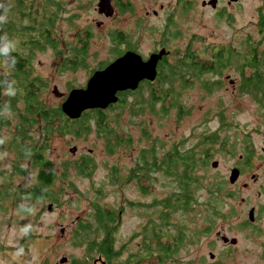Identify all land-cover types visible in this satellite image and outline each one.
I'll use <instances>...</instances> for the list:
<instances>
[{"label": "rangeland", "instance_id": "374dc122", "mask_svg": "<svg viewBox=\"0 0 264 264\" xmlns=\"http://www.w3.org/2000/svg\"><path fill=\"white\" fill-rule=\"evenodd\" d=\"M57 1L61 8L51 34L58 43L57 48H61L60 40L66 39L72 43L78 29L90 25V19L97 20L98 17L93 12H80L77 9L78 4L85 0ZM238 3L235 28L238 34L247 33L249 31L244 24L255 18L253 12L260 6V1L238 0ZM197 9L194 26L190 30L207 35L212 13H200V8ZM120 18H125L127 24L131 23L129 26L136 28L132 23L135 19L133 14ZM179 23L181 20L177 18ZM111 25L107 24L96 33L103 35L113 26L127 27L117 22ZM216 34L220 41L229 32L223 24ZM186 36L184 32V40ZM140 42L141 45H148L146 38L142 37ZM104 44L107 41L103 37L91 40L90 59L75 71L61 69V57H54L50 49L35 52L30 62L32 76L45 79L48 85L41 90V99L50 106H57L72 89L84 88L91 75L101 71L96 69L97 62L111 60L107 49L102 47ZM12 47L26 54V50L22 49L24 44L19 41H12ZM193 49L197 61L212 58L201 43L195 42ZM256 53L261 55V50L257 49ZM165 56L170 62L178 59L174 51L165 52ZM160 60L159 57L157 61ZM5 66V59H0V74ZM225 75L236 77L235 68L227 69ZM207 76H203L204 81ZM176 88L171 82L161 86L153 84L150 89L143 86L135 98L126 96L125 103L111 106L113 108L105 112L107 132L105 127L97 128L92 115L85 119L84 127L82 121L74 123L70 132L53 134L44 152V158L55 167L56 179L51 187V199L41 203L32 198L22 200L16 192H9V198L0 199V264H92L102 254L99 243L106 236L99 226L94 206L104 213L111 211L116 216L114 224L109 227V241L117 254L113 259L114 264H157L154 256L148 257V253H143L146 246L150 249L157 247L159 238L150 239L154 226L163 237L159 245L178 246L172 258L160 259L161 264H264V223L258 222L242 231L238 229V208L242 209L238 192H232L235 188L227 187L223 180L228 177L227 167L233 164L232 156L224 155L228 157L221 159V153L216 152L212 160H218L220 168L215 170L208 165L201 170L203 166L199 163L194 146L201 140L199 135H209L218 130L220 115V118L225 117L227 126L219 137H227V149L235 156L238 153V120L243 116L238 110H246L248 105L230 94L221 98L204 97L206 94L201 91L204 96H194L193 88L181 89L179 96L173 91ZM171 93L179 96L174 101L178 103L174 104L191 112L180 122L175 118L178 109L174 110L168 96ZM8 130L4 127L0 129V139L4 142L0 145V194L3 196L5 188L16 190L22 187L26 192L34 185L38 170L31 157L29 160H18L17 152L8 146ZM144 134L147 139L143 138ZM114 139L120 143L113 144ZM177 143L182 144L179 145L180 150L194 152V163L189 164L194 171L190 174L192 189L187 207L178 185L187 180L177 181L178 177L170 173L168 164L157 162L161 166L158 172L151 169L142 172L143 168L139 170L140 163L143 164L138 158L140 152H153L155 157L160 158L170 153ZM201 147L203 150L214 147V151L218 146L204 144ZM83 155L91 159L87 167L79 171L76 166L80 163L78 158ZM13 166H19L21 174L15 173ZM5 171L10 173L5 174ZM131 172H139L146 180L138 182L130 178ZM233 193L235 198H230L228 194ZM165 199L169 200L166 209L163 206ZM25 207H30V212L23 213L21 210H25ZM80 226H87L88 229L80 230ZM61 229L64 231L62 234ZM220 231L228 239H235L236 244L225 245L217 235ZM210 255H213L212 259ZM62 259L66 262L60 263Z\"/></svg>", "mask_w": 264, "mask_h": 264}, {"label": "flooded vegetation", "instance_id": "af4514ba", "mask_svg": "<svg viewBox=\"0 0 264 264\" xmlns=\"http://www.w3.org/2000/svg\"><path fill=\"white\" fill-rule=\"evenodd\" d=\"M104 1L112 11L110 15H106L98 7L100 0H85L82 4H78L77 9L80 12H93L98 19L91 18L90 25L79 28L73 36L72 43L66 39L60 40L63 49H58L62 54L61 61L69 67L78 69L83 67V63H87V60L90 59V41L103 37L107 44L102 47L104 50L107 49L111 60L97 62V70H103L110 63L126 54L138 56L143 63L149 61L152 56L161 54V60L157 61L155 67V79L153 81L143 80L136 90L123 92L125 96L131 95L135 98L143 86L150 89L153 84L161 86L171 82L177 86V90L173 89V91L179 96L181 89L193 88L194 96H204L201 91L206 94L204 97L221 98L222 95L230 94L233 97H238V100L246 102L247 109L238 110L243 113V116L238 120V153L235 156L227 149L229 147L227 137H219L220 132H223L227 126L225 117L220 118V115H218V130L209 135H199L201 140L194 146L197 149L199 163L203 166L201 170H205L208 165L215 170L220 168V162L212 160L213 154L216 152L221 153V159L232 156L233 164L227 167L228 177L223 180L227 183V187L235 188L232 192H238V201L242 207V209L238 208V229L242 231L258 222L264 223V0H259L260 6L253 12L255 18L249 19L244 24L250 33L242 34H238V29L235 28L237 26L235 18L238 15V0ZM91 7L93 8L90 11ZM197 8H200V13H212V20L209 21L211 28L206 29L207 35L196 34L190 30L194 26ZM132 14L135 16L132 23L137 29L129 26L128 24L131 23L127 24L125 18H120V16L126 17L127 15L131 17ZM177 18L181 20V23L177 24ZM112 22H117L128 28L113 26L108 31H104L103 35L96 33V31L103 30L107 24L111 27ZM223 24L229 34L224 35L222 40L218 41L216 30L220 29ZM184 32L187 35L185 40ZM58 37L60 39L59 35ZM142 37L146 38L148 45H141ZM53 40L57 43L55 38ZM195 42L201 43L204 50L212 55V58L210 57L204 62L195 60L196 56L193 52L195 51L193 49ZM257 49L261 50V55L256 53ZM171 51L178 54V59L172 62L168 61V57L165 56V52ZM93 53L99 52L94 51ZM229 68H235L236 77L223 76ZM204 75H208L205 77V81L203 80ZM199 83L200 86H198ZM168 96L171 101H177L179 98L174 93ZM175 109H178V112H175L178 122L187 114L191 115L188 108L186 111L179 107ZM148 136L150 137V134ZM143 138L147 139V136L144 134ZM185 140L182 139V141ZM114 142L113 144L117 143L115 139ZM204 144H213L218 147L214 151V147H211L210 150H203L201 146ZM152 145L155 146L154 143ZM179 145L182 144H175L170 153L164 154L163 157L159 156L160 158L155 157L153 152L149 153L145 150L140 152L138 158L143 161V164L140 163L139 170L143 168L142 172L146 169L158 172L161 166L157 162L165 161L166 164H171L170 173H175L178 177L177 181L191 179L190 174L194 168L189 164L194 163V152L192 150L184 152V150H180ZM78 159L80 160L79 166H81V164L89 162L91 158L83 155ZM212 164H214L213 167ZM232 171L236 172L235 177H231ZM130 178L138 182L146 180L140 176L139 172H131ZM191 183L187 181L182 185L178 184L179 190L190 192ZM222 184L225 185L223 182ZM228 196L235 198L234 193L228 194ZM113 224L114 222L109 227ZM104 232L106 236L99 244L112 245L109 241V231L104 230ZM217 235L222 241L228 239L221 231ZM159 236L161 235L159 234ZM223 243L230 245V242L227 241ZM116 256L117 254L111 247L109 255L102 252L92 264H114L113 259Z\"/></svg>", "mask_w": 264, "mask_h": 264}, {"label": "trees", "instance_id": "16d2710c", "mask_svg": "<svg viewBox=\"0 0 264 264\" xmlns=\"http://www.w3.org/2000/svg\"><path fill=\"white\" fill-rule=\"evenodd\" d=\"M60 8V3L57 0H0V59H5L6 65L3 73L0 74V129L2 127L9 129L7 132L10 135L8 146L17 152L18 160L26 158L29 160L31 157L33 165L38 169L34 185L26 189V192H23L24 188L22 187L16 190L5 188V196L0 194V199L9 198V192H16L22 200L32 198L37 203L50 200L51 187L56 179L55 167L44 158V152L47 150L53 134L70 132L74 123L82 121L84 127L85 119L92 115L97 128L103 129L106 126L105 112L111 110L113 108L111 106L125 103L126 96L122 93L117 96V102L109 106L110 108L108 107L104 111H88L76 121H70L63 115L60 105L50 106L44 99H41V90L46 89L48 85L45 79L32 76L30 62H32L35 52H44L46 49H50L54 53V57L62 56L57 48L58 43L53 40L54 37L51 34V30L54 31V22ZM14 40L24 44L22 49L26 50V54L23 51H16L12 47ZM5 47L8 48L6 53L3 51ZM60 68L70 71L78 70L76 67H69L63 61L60 63ZM174 103L176 102L172 101L174 109L181 108ZM106 127L105 131L107 132ZM37 136L41 139H38ZM1 141L2 139H0V145H3L4 142ZM119 143L120 141L116 144ZM88 164L89 162H86L76 167L82 171ZM163 164H166L165 161ZM168 165L171 166V164ZM15 168L14 172L21 174V168L13 166V169ZM9 173L5 171V174ZM187 181L190 183L192 179H187ZM184 183L186 182L180 184ZM180 193L183 197L182 201L187 207L191 192ZM163 206L165 209L168 208L169 200L165 199ZM30 209V207H25V210L21 211L28 213ZM94 210L98 214L99 226L103 230L109 231V225L116 219L115 214L104 213L97 206H94ZM87 229V226H80V230ZM155 238H159L157 247L150 249L146 246L144 255L148 253V257L154 256L158 260L157 264H161L160 259L172 258L177 252L178 246L176 244L159 245L163 237L159 236V229L154 226L151 229L150 239L155 240ZM178 242L180 241L178 240ZM111 247L112 245L108 243L99 245L105 255L110 254Z\"/></svg>", "mask_w": 264, "mask_h": 264}, {"label": "water", "instance_id": "95a60500", "mask_svg": "<svg viewBox=\"0 0 264 264\" xmlns=\"http://www.w3.org/2000/svg\"><path fill=\"white\" fill-rule=\"evenodd\" d=\"M98 7L106 15H110L112 12L104 0H100ZM159 57L160 54L152 56L149 61L143 63L138 56L126 54L109 64L105 69L94 72L84 88L72 89L60 104L63 115L68 120L76 121L86 111L106 110L117 102L118 94L136 90L143 80L153 81L156 77L155 67ZM53 94L58 96L57 93ZM235 176L236 172L232 171L231 177ZM63 232L61 229L60 233ZM226 241L233 245L236 243L235 239H226L223 242ZM212 258L213 255H210V259ZM65 262L66 260L62 259L60 263Z\"/></svg>", "mask_w": 264, "mask_h": 264}, {"label": "clouds", "instance_id": "9594fccd", "mask_svg": "<svg viewBox=\"0 0 264 264\" xmlns=\"http://www.w3.org/2000/svg\"><path fill=\"white\" fill-rule=\"evenodd\" d=\"M3 51L6 53V52L8 51V48L5 47V48L3 49Z\"/></svg>", "mask_w": 264, "mask_h": 264}, {"label": "bare ground", "instance_id": "6f19581e", "mask_svg": "<svg viewBox=\"0 0 264 264\" xmlns=\"http://www.w3.org/2000/svg\"><path fill=\"white\" fill-rule=\"evenodd\" d=\"M229 240H231V239H229ZM235 244H236V243H235ZM235 244H234V245H235ZM230 246H233V244H230Z\"/></svg>", "mask_w": 264, "mask_h": 264}]
</instances>
